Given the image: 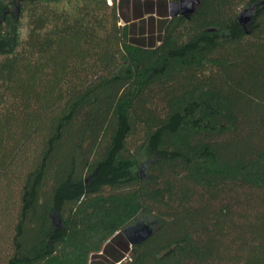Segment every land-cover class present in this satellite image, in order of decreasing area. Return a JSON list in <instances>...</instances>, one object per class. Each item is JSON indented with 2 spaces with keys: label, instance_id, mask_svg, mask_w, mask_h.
Segmentation results:
<instances>
[{
  "label": "trees",
  "instance_id": "trees-1",
  "mask_svg": "<svg viewBox=\"0 0 264 264\" xmlns=\"http://www.w3.org/2000/svg\"><path fill=\"white\" fill-rule=\"evenodd\" d=\"M118 263L264 264V0H0V264Z\"/></svg>",
  "mask_w": 264,
  "mask_h": 264
},
{
  "label": "water",
  "instance_id": "water-1",
  "mask_svg": "<svg viewBox=\"0 0 264 264\" xmlns=\"http://www.w3.org/2000/svg\"><path fill=\"white\" fill-rule=\"evenodd\" d=\"M199 5L200 0H179L178 2H171L169 5L170 18H174L179 15L188 16L190 14H193ZM251 11V9L242 11L239 20L243 25H245L247 21H249V12ZM128 14H130V12H128ZM157 14L160 16V13L158 11ZM130 18L132 19L131 16ZM152 233V226L143 222H138L135 225H131L122 231L123 236L128 241L131 247L137 244H141L142 242L147 240L152 235Z\"/></svg>",
  "mask_w": 264,
  "mask_h": 264
},
{
  "label": "rangeland",
  "instance_id": "rangeland-1",
  "mask_svg": "<svg viewBox=\"0 0 264 264\" xmlns=\"http://www.w3.org/2000/svg\"><path fill=\"white\" fill-rule=\"evenodd\" d=\"M118 1V0H117ZM156 1V0H154ZM110 3L113 2V0H109ZM156 3V2H155ZM168 11H169V7H168ZM169 15V12H168ZM158 17V16H157ZM157 17H155L154 19H156ZM147 19V18H146ZM148 20H143V21H137L136 22V30L138 35L142 34V33H146L149 34V23L147 22ZM121 24H123V22H121ZM159 32V31H158Z\"/></svg>",
  "mask_w": 264,
  "mask_h": 264
},
{
  "label": "crops",
  "instance_id": "crops-1",
  "mask_svg": "<svg viewBox=\"0 0 264 264\" xmlns=\"http://www.w3.org/2000/svg\"><path fill=\"white\" fill-rule=\"evenodd\" d=\"M118 1H119V0H118ZM142 1H144V0H142ZM156 11H157V10H156ZM128 12H131V10H130V9H128ZM154 16H155V17H157V16H158V17L156 18L155 22H156L157 20H159V19H162V18H161V17H160L158 14H156V13L154 14ZM169 16H170V15H169ZM147 17H148V16H147V15H145V18H147ZM147 22H148V21H147ZM148 23H149V22H148ZM157 29H158V28H157Z\"/></svg>",
  "mask_w": 264,
  "mask_h": 264
},
{
  "label": "flooded vegetation",
  "instance_id": "flooded-vegetation-1",
  "mask_svg": "<svg viewBox=\"0 0 264 264\" xmlns=\"http://www.w3.org/2000/svg\"><path fill=\"white\" fill-rule=\"evenodd\" d=\"M179 0H166L167 6L169 7L171 2H178ZM170 14V11H168Z\"/></svg>",
  "mask_w": 264,
  "mask_h": 264
}]
</instances>
